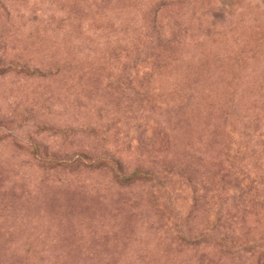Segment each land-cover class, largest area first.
I'll return each instance as SVG.
<instances>
[{
  "label": "rangeland",
  "instance_id": "obj_1",
  "mask_svg": "<svg viewBox=\"0 0 264 264\" xmlns=\"http://www.w3.org/2000/svg\"><path fill=\"white\" fill-rule=\"evenodd\" d=\"M263 132L264 0H0V264H245Z\"/></svg>",
  "mask_w": 264,
  "mask_h": 264
},
{
  "label": "trees",
  "instance_id": "obj_2",
  "mask_svg": "<svg viewBox=\"0 0 264 264\" xmlns=\"http://www.w3.org/2000/svg\"><path fill=\"white\" fill-rule=\"evenodd\" d=\"M253 121H256V119L253 118ZM259 134L261 135V133H259ZM220 235L218 236V240L221 242L223 240V236H220ZM234 245L235 244H233V242H232L231 247H233ZM238 246L237 245L234 246L235 251L236 252L239 251V252H242V254H244L241 257L244 259L245 264H264V247L261 250L259 248L260 246H258V245L255 246V244L248 245L247 247L243 246V249H240V247H238ZM258 249H260V250H258ZM251 259H253V260L251 261ZM246 260H247V262H246Z\"/></svg>",
  "mask_w": 264,
  "mask_h": 264
}]
</instances>
